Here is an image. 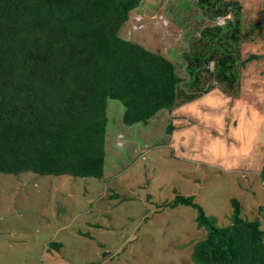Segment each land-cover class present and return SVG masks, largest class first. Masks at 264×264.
Segmentation results:
<instances>
[{
  "label": "rangeland",
  "instance_id": "rangeland-1",
  "mask_svg": "<svg viewBox=\"0 0 264 264\" xmlns=\"http://www.w3.org/2000/svg\"><path fill=\"white\" fill-rule=\"evenodd\" d=\"M182 1L144 0L122 35L170 57L185 76ZM241 2L243 58L259 57L242 69L238 95L213 81L147 125H126L122 103L110 100L102 178L0 173V264H196L194 245L207 230L197 208L164 207L176 191L223 226L236 198L264 230V0ZM189 15L195 24V7ZM254 22L261 28L252 33Z\"/></svg>",
  "mask_w": 264,
  "mask_h": 264
},
{
  "label": "trees",
  "instance_id": "trees-1",
  "mask_svg": "<svg viewBox=\"0 0 264 264\" xmlns=\"http://www.w3.org/2000/svg\"><path fill=\"white\" fill-rule=\"evenodd\" d=\"M143 1L0 0V173L102 178L110 100L122 103L126 125H147L213 81L239 94L242 69L259 57L243 58L241 0L182 1L183 15L196 14L195 24L181 19L190 26L180 53L185 76L170 57L122 35ZM259 28L254 22L251 32ZM233 204L227 226L193 196L176 191L163 204L198 209L207 236L194 245L196 264H264L261 221Z\"/></svg>",
  "mask_w": 264,
  "mask_h": 264
}]
</instances>
